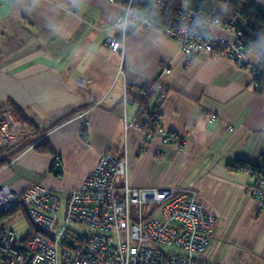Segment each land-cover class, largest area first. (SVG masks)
Masks as SVG:
<instances>
[{
  "label": "crops",
  "instance_id": "0c3cea01",
  "mask_svg": "<svg viewBox=\"0 0 264 264\" xmlns=\"http://www.w3.org/2000/svg\"><path fill=\"white\" fill-rule=\"evenodd\" d=\"M121 12L109 0H0V130L9 134L12 122L15 134L42 131L54 152L24 147L0 167V185L22 191L42 183L61 192L80 186L102 153L125 154L129 185L194 190L213 215L199 258L264 264V209L251 193L254 176L227 168L264 156V90L253 88L248 68L228 59L202 52L185 63L178 42L156 28L123 32ZM122 37L110 50L107 40ZM249 59L258 62V50ZM155 80L163 90L156 129L182 136L181 147L162 143L158 130L145 139L143 124L126 127L143 113L136 96Z\"/></svg>",
  "mask_w": 264,
  "mask_h": 264
},
{
  "label": "built area",
  "instance_id": "2783aa9c",
  "mask_svg": "<svg viewBox=\"0 0 264 264\" xmlns=\"http://www.w3.org/2000/svg\"><path fill=\"white\" fill-rule=\"evenodd\" d=\"M136 2L131 0L122 7L119 24L123 32L139 24L151 27L150 21L141 19L133 8ZM146 3L150 14L167 24L158 30L178 42L185 63L202 52L222 57L248 68L254 89L260 81L264 89V65L249 59L253 46L241 48L238 38L243 24L237 17L226 12L208 15L183 6L177 17L170 19L162 13L166 10L171 15L172 10L160 0ZM122 41L123 37L111 38L107 44L116 51ZM162 71L168 72V68ZM154 83L162 95L160 83ZM146 121L141 113L126 127L141 126ZM156 130L162 143L184 144L182 136L160 127ZM127 172L126 155L116 157L106 151L76 188L60 192L36 183L14 191L1 185L0 215L22 208L35 232L25 237V233L20 236L8 226H0V264H213L197 256L206 246L214 218L197 201L195 191L170 186L133 187ZM255 172L251 193L258 207L264 209V163L258 164ZM119 176L123 177L122 184H117Z\"/></svg>",
  "mask_w": 264,
  "mask_h": 264
},
{
  "label": "trees",
  "instance_id": "16d2710c",
  "mask_svg": "<svg viewBox=\"0 0 264 264\" xmlns=\"http://www.w3.org/2000/svg\"><path fill=\"white\" fill-rule=\"evenodd\" d=\"M110 1V0H109ZM131 0H112V2L119 3L122 7L126 6ZM166 7H169L172 10L170 15L168 12H163L165 15H168L170 19H174L181 12V7L185 6L188 9H193L196 11L204 12L205 14H220L227 13L228 16L237 17V21L242 26V33L239 35V41L241 48H249L253 46V49L258 50L259 52V62L264 65V3H259L257 0H160ZM217 4L225 5L224 9L217 8ZM133 8L136 10L138 16L141 19L149 20L151 27L156 29H162L167 26L166 23L160 22L158 18L153 17L148 10L149 4L146 3V0H138L133 5ZM236 21V22H237ZM140 26V24L138 25ZM136 26V27H138ZM130 27L126 30V33H129L133 28ZM258 81L260 79H257ZM255 88L257 91L264 90L261 85ZM144 93L142 96H136L135 100L140 103V107L143 109V114L146 115L147 121L143 124L145 129V139L150 138L152 133L155 132L158 123V107L161 100V92L158 93L155 102L148 107V99L153 95V91L156 90L155 83L152 82L148 86H144ZM155 89V90H153ZM129 94V91H128ZM14 114H16L22 121L27 120L26 116L20 111L18 107H15L13 104H9ZM67 115L62 116L58 120H62L67 117ZM42 131L33 132L32 134H25L21 140L16 142L14 145H11L6 151L4 157L0 158V167L9 163L12 157L18 154L24 147L31 145L35 151L38 153H54L53 149L49 145V142L45 138L40 140L36 139L37 135L41 134ZM2 147L0 146V153H2ZM264 163V156L259 157L258 160L249 162L241 159H236L227 164V168L230 171H246L252 176L256 175L255 169L258 164ZM55 167V162L51 166V171L55 174H59L58 170H53ZM20 212L22 217L29 224V230L25 233V237L31 236L35 232V228L32 223L26 217L25 211L22 208H12L7 212H4L0 215V220L11 217L13 214Z\"/></svg>",
  "mask_w": 264,
  "mask_h": 264
},
{
  "label": "rangeland",
  "instance_id": "374dc122",
  "mask_svg": "<svg viewBox=\"0 0 264 264\" xmlns=\"http://www.w3.org/2000/svg\"><path fill=\"white\" fill-rule=\"evenodd\" d=\"M257 1L259 3H264V0H257ZM220 7H222V4H217V8H220ZM107 43H108V40H107ZM122 43H123V41H122ZM252 53H255V49L251 50L250 54H252ZM252 85H253V79H252ZM3 110H6V109L1 108V111H3ZM6 116L8 117L9 120H11L10 113L7 112ZM2 122L6 123L4 119H3ZM6 125H7V130L6 131L9 134H4L3 131L0 130V146L2 147L1 149L3 150L2 153H0V158L4 157L3 154L6 153V151L9 149V147L11 145H14L16 142L21 140V138L25 135V134H15L16 130L13 129V123L12 122H9V123L7 122ZM33 135H37L36 139L39 137L37 140H40L42 138V136H43V134H33ZM62 212H63V199H61L60 205H59V208H58V211H57V215H58L59 218H61ZM25 219L23 217H21L20 214L15 213L11 217H8V218L0 220V223L3 224V222H6V221L8 222V220H11L10 221V226H8V227L14 229L21 236L24 233H26L29 230V227H30Z\"/></svg>",
  "mask_w": 264,
  "mask_h": 264
}]
</instances>
